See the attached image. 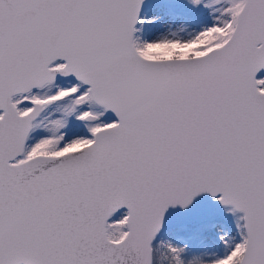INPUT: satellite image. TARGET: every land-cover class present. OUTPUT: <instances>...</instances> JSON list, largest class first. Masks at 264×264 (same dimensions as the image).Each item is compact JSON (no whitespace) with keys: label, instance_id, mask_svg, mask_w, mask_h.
<instances>
[{"label":"snow or ice","instance_id":"obj_1","mask_svg":"<svg viewBox=\"0 0 264 264\" xmlns=\"http://www.w3.org/2000/svg\"><path fill=\"white\" fill-rule=\"evenodd\" d=\"M264 0H0V264H264Z\"/></svg>","mask_w":264,"mask_h":264},{"label":"rangeland","instance_id":"obj_2","mask_svg":"<svg viewBox=\"0 0 264 264\" xmlns=\"http://www.w3.org/2000/svg\"><path fill=\"white\" fill-rule=\"evenodd\" d=\"M261 74L264 75V72H262Z\"/></svg>","mask_w":264,"mask_h":264}]
</instances>
